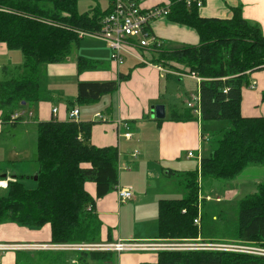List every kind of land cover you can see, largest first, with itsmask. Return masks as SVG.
I'll return each mask as SVG.
<instances>
[{"label": "trees", "instance_id": "16d2710c", "mask_svg": "<svg viewBox=\"0 0 264 264\" xmlns=\"http://www.w3.org/2000/svg\"><path fill=\"white\" fill-rule=\"evenodd\" d=\"M81 1L84 0H0V44L20 50L25 57L22 75L0 82L4 120L8 121L18 108L40 101V67L71 58L83 41L75 31H99L102 20L111 12V0H107L106 11L100 8L103 0H89L97 7L81 14ZM168 1L172 3L168 19L195 30L200 42L179 50H159L155 62L165 66L176 62L202 78L200 121H228L231 129L212 155L202 158L197 171L181 176L185 197L159 201L158 236L163 240L210 239L203 228L206 199L201 200L200 195L206 197L215 189V181H234L251 166L264 167V117H244L241 113L243 87L249 84L251 74L264 70V34L258 24L244 19L242 7L232 9L231 19L222 20L204 18L197 8ZM78 67L79 72H84L95 65L91 59L79 56ZM130 76L131 73L120 74L111 82L80 83L76 102L95 103L117 92L121 82ZM172 121L199 119L187 109L183 113L174 111ZM93 125L94 122L56 119L39 124L36 187L27 188L22 181L26 176H17L7 190L0 191L4 193L0 196V224L14 223L28 229L49 224L55 244L103 242V223L95 204L117 190L120 152L116 147H96L92 142ZM89 182L96 186V197L86 190ZM199 216L200 227L195 224ZM218 233L239 243L264 247V183L258 185L256 193L240 201L236 226ZM53 254L48 257L65 262L67 252ZM111 254L73 253L80 264H85L86 257L99 260ZM17 264L32 262L24 254L18 255ZM158 264H264V258L235 252L166 251L159 253Z\"/></svg>", "mask_w": 264, "mask_h": 264}, {"label": "crops", "instance_id": "0c3cea01", "mask_svg": "<svg viewBox=\"0 0 264 264\" xmlns=\"http://www.w3.org/2000/svg\"><path fill=\"white\" fill-rule=\"evenodd\" d=\"M138 1L144 9L164 5L169 2L168 0ZM238 7H242L244 19L250 23L258 24L264 34V0H206L204 8L199 12L204 18L228 20L232 18V9ZM150 30L160 41L162 50L166 49L173 51V49L169 48L170 46H179L181 48L185 45L197 46L200 42L199 36L195 30L176 24L169 19L154 21L151 24ZM85 40L90 39H83V41ZM90 41L99 42L97 43L98 46H81L80 43L77 48L79 52L73 59L69 58L63 63L43 65L40 67V101L32 105H25V107H30V109L33 108L35 111V113L33 112V118L29 121H33L36 115L38 117V124L41 122H49L53 119L68 121L69 113L73 109H79L81 122H94L92 142L96 147L118 148L120 152L119 166L121 163L126 162L130 165L135 162L132 171L130 169H125L128 173H122L121 175L120 169L119 185L124 188H131L134 192L139 194V197L135 195L132 201L135 202L140 198V202H137V205L140 207L142 206L140 195H142L147 188L155 189L157 192H164L166 189H163L162 183L166 178L172 180L183 175L181 173L185 171V167H188L185 161L189 162L195 159L188 157L191 151H198L197 156L201 159L202 141L200 135L202 133V127H200L201 125L199 122L172 121V115L170 119L159 122L157 119H154L153 113V109L157 105H161L163 101V90H168L165 81L167 80L168 82V78L174 76L165 74L163 69H171L177 73H186L187 69L181 68L180 66H173V63V65L167 64L165 66L161 65L159 62H155L158 56L157 52L145 55L146 63L128 58L135 61L129 64L126 63L127 59L123 66H118L112 61L111 52L105 43L97 40ZM179 49L180 48L174 50ZM13 51L16 50H10L5 45L0 44V56L9 57L10 64L4 67V69L6 70V75L11 77L10 79H13L15 76L20 77L23 73V66L20 67L15 64V61H18L20 57L17 53H11ZM79 56L91 59L95 67L84 72H79ZM42 68H45L48 76V78H46V85H43L42 82L44 70ZM128 73H131L130 78L121 82L117 92L104 95L95 103L80 105L76 102L78 85L80 83L111 82L117 80L120 74L125 75ZM176 77L181 80L190 79L196 81L190 77ZM256 79L258 82L251 85V81ZM253 85L256 86V89H251ZM44 87H46V90H44ZM245 88H247V91L244 97L243 92ZM263 91L264 70L251 74L249 77V84L243 87L241 113L244 111L245 106H253L254 109L257 108L262 101ZM56 102L59 103L57 104ZM37 104H41V106L35 107ZM53 104L55 105L54 107ZM262 105L264 106L263 101ZM50 106L52 110L49 113L48 109ZM19 109L22 108H18L17 110ZM54 109H58L56 115H53ZM99 114H101L105 120H100L97 117ZM2 116L3 114L0 110V179H5L4 176L15 178L19 176L17 174L18 171H25L23 176L30 175L31 177H29V179L35 182L33 178L38 173V166L36 170L29 174L32 168H29L27 163H10L7 159L8 155H6L5 152V150H7L6 143L11 133L10 131L8 132L7 129L11 127L7 126L10 125V122L4 120ZM125 122L131 124L134 133V137L130 141L121 136V124ZM20 123L22 122L13 123L12 125H18ZM134 152H138L137 157H133ZM185 154H187L186 157H184ZM126 158H130V160L135 159L137 161L130 162ZM143 172L144 175L149 177L150 181L160 182V188L152 186L151 184L146 185L142 180ZM185 173L186 172H184V174ZM35 187L36 182L33 188ZM86 190L91 196L96 197L97 190L95 184L90 183V185H86ZM160 200L162 199L157 201V205ZM121 205L123 204L119 202L117 191L97 200L95 204V211L103 223V242L129 240L136 237V239L148 241L163 240L158 236V217L151 221V224L140 226L137 229L139 233L136 237L131 236L132 234H125L121 223H119L120 231H115L119 216L118 209ZM197 240L205 241L206 239L200 237ZM49 242H52V228L49 224L41 229H28L14 223L0 224V243L27 244ZM160 252L166 251L153 250L147 252L111 254L99 260L86 257L84 261L85 264H158ZM24 254L28 255L32 264H73L74 261L80 264L78 260H74L78 259V256L73 255V253L64 255L65 262L57 260L54 263L50 261L47 263L43 261L42 263L39 261V257L44 253L36 252H25L23 254L7 252L0 256V264H17L18 255ZM24 257L25 256H23V259ZM41 257L47 256L42 255Z\"/></svg>", "mask_w": 264, "mask_h": 264}, {"label": "rangeland", "instance_id": "374dc122", "mask_svg": "<svg viewBox=\"0 0 264 264\" xmlns=\"http://www.w3.org/2000/svg\"><path fill=\"white\" fill-rule=\"evenodd\" d=\"M94 7H97L95 2L89 0L81 1L78 4V10L81 14H85L89 12ZM100 8L101 10L106 11L108 9V1L103 0L100 4ZM97 43L94 41L85 40L81 42V46H86V45L95 46L97 45ZM169 48L174 50L181 47L170 46ZM78 52L79 50L76 49L71 59H73L74 56L78 54ZM11 53H17L20 57L18 61H15V64L20 67L24 66L25 57L23 53L20 50L13 51ZM134 61L135 60L133 59H128L126 63L130 64ZM172 63L174 64L173 66H180L181 68H185L184 65L178 64L176 62H172ZM9 64L10 62L8 56H4V57L0 56V81H5L11 78L6 75L7 73L6 70L4 69V67H6ZM42 69H44L42 75V82L43 85H46V78H48V76L45 68ZM14 78H17V76H15ZM256 82H258L257 79L252 80L251 85L256 84ZM166 84L168 90L167 91H165V89L163 90V94H164L163 101L161 105H157V106H164L166 109V116L163 120L170 119L174 111L185 112L188 109L187 104L191 100V96L196 94L199 90V84L197 83V81L190 79L181 80L176 76H170L168 78V82L167 80L165 81V85ZM246 89L247 88H245L243 92L244 97H245V92L247 91ZM44 90H46V87H44ZM56 103L58 104L59 102ZM40 106L41 104H37L35 107H40ZM54 106L55 105L53 104V107ZM51 110L52 107L50 106L48 112L50 113ZM22 111H25L27 113L29 112L35 113L33 108L30 109V107H24V109L22 108ZM242 113L243 115L250 117H264V106L262 105V101L259 103V106L255 109L253 108V106H245V109ZM12 124L13 123L7 125L11 127L7 129L8 132L9 131L11 132L10 135L8 136V142L6 143L7 150H5V152L6 155H8L7 159L9 160L10 163L12 162L25 163V164L27 163L29 168H32V170L29 171L30 172L29 174H31V172L36 170L38 166V164L36 163L38 157V140H39L38 126L40 124V123L38 124V117L36 115L33 121L32 120L29 121V119L25 118L24 121L18 125H12ZM200 125H201L200 127H202L201 130L202 133H204V135L206 136H209L211 139L209 143L207 141L201 142L202 143L201 159H202V158L210 157L212 155L213 151L218 147V144L222 140L224 134L231 129V125L228 121H224V120H215L209 123L200 122ZM0 151H1V147H0ZM191 152H193L195 156L198 155L197 154L198 151H191ZM186 155L187 154H185L184 157H186ZM126 159L129 160L130 162L137 161L135 159L130 160V158H126ZM201 159L195 158L194 160H191L189 162L185 161V163L188 164V167H185L184 172L197 171V169L200 167ZM134 164L135 162L131 163L130 165L127 164L126 162L121 163L120 164L121 175L122 173H128L125 170L126 167H129V169L132 171L134 168ZM24 172L18 171L17 174L19 176H23L25 174ZM184 172L181 174H184ZM28 177L31 176L27 175L26 178L23 179L22 181L27 188L32 189L33 186H35V182L32 181L31 179H28ZM166 179L164 180L165 183L164 182L162 183L163 189H166L164 190V192L161 191L157 192L155 189L147 188L144 191V193L140 195L142 206L139 207L137 205V202H140V198L138 199L139 201L138 200H136L135 202L130 201L120 206V208L118 209L119 216H118L117 226L115 227L116 228L115 231L117 232L120 231L119 223H121L125 234H132L131 236L136 237L138 236L139 233L137 229L140 226L149 225L152 223L151 221L157 219L159 215V202L157 205V201L159 199L179 200L185 197L186 189L183 185L184 184L183 177L181 178V176H179L172 180H170L169 178ZM142 180L143 182H145L146 185L151 184L152 186L160 188V182L153 180L150 181L149 177L144 175V172H143ZM261 183H264V167L255 166V165L245 170L234 181H225V180L215 181L214 182L215 189H213L212 191H210V193L206 195V197L211 196L212 201L206 200L205 219L203 221L205 236L209 237L210 239H206L205 241L201 240L198 242V244L216 242V243H221L222 245H232V246L245 245L239 243L238 241L228 239L227 234L218 233V231L224 229L230 230L236 226L240 201L245 197L256 193L257 187ZM87 185H90V182ZM112 193H115V191ZM3 194L4 193L2 192L0 196ZM134 194L136 195V197L137 196L139 197V194H137V192H134ZM218 198L221 199L220 202H216ZM199 208L201 210V207ZM214 215L217 218L212 219ZM200 221H201V217H200ZM136 238L129 239L128 242L141 241L140 239H136ZM254 246L261 247L259 245H254ZM235 253H239V252H235ZM241 254H245V253H241ZM41 255L47 256V257H41V256L39 257V261H41L42 263L43 261H45L46 263L48 261L52 263L55 262V257L53 256L48 257L49 255H54L53 253H44Z\"/></svg>", "mask_w": 264, "mask_h": 264}, {"label": "built area", "instance_id": "2783aa9c", "mask_svg": "<svg viewBox=\"0 0 264 264\" xmlns=\"http://www.w3.org/2000/svg\"><path fill=\"white\" fill-rule=\"evenodd\" d=\"M111 12L104 17L99 31L85 32L76 30L75 32L81 39H90L101 41L106 44L111 52V59L118 66H123L128 58L136 59L139 62L146 63L145 55L156 53L162 50V45L157 37L151 32V24L159 19H168L171 14L172 3L168 2L164 5H158L149 9L142 8L138 0H111ZM183 3L188 9L197 8L201 11L206 0H176ZM163 67V66H161ZM162 70V68H161ZM167 75H176L179 77H190L195 79L199 84V90L191 96L187 107L195 116L198 117L199 123L202 117V100L200 94V85L203 81L194 73H177L171 69H163ZM251 89H256V86H251ZM227 92V90L225 91ZM58 113V109H54L53 115ZM33 112H25L22 109L13 113L8 120L10 123L23 122L25 118L32 119ZM100 120H105L101 114L97 116ZM68 121L80 122V110L73 109L68 115ZM122 133L126 140L130 141L134 137L132 126L125 122L121 124ZM201 141L210 142L209 136L201 133ZM138 152H134L133 157H137ZM189 158L200 159L193 152L188 154ZM126 170L129 167L125 168ZM16 179L14 177H6L0 179V191L7 190L11 182ZM117 195L121 204L128 203L133 200L135 194L131 188H124L118 185ZM200 199L211 200V196ZM216 201V200H215ZM218 198L216 202H220ZM201 213V211H200ZM200 217L195 220V224L200 227ZM198 240H165V241H148L141 240L140 242H128V240H119L112 242H94V243H27V244H4L0 243V256L7 252H30V253H134L147 251H171V252H186V251H212V252H239L250 255H255L264 258V247L254 246V244L242 243L245 245H222L221 243L210 242L198 244ZM73 264H77L74 261Z\"/></svg>", "mask_w": 264, "mask_h": 264}, {"label": "water", "instance_id": "95a60500", "mask_svg": "<svg viewBox=\"0 0 264 264\" xmlns=\"http://www.w3.org/2000/svg\"><path fill=\"white\" fill-rule=\"evenodd\" d=\"M153 113H154V116H155V119L157 120H163L166 116V109L164 106H157L153 109ZM6 178V176H4ZM16 178V177H15ZM29 179V177H28ZM35 181H37L38 177L35 176L33 178Z\"/></svg>", "mask_w": 264, "mask_h": 264}]
</instances>
